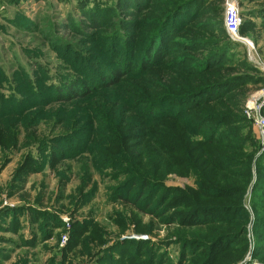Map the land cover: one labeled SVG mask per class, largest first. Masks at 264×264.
<instances>
[{
    "label": "rangeland",
    "instance_id": "rangeland-1",
    "mask_svg": "<svg viewBox=\"0 0 264 264\" xmlns=\"http://www.w3.org/2000/svg\"><path fill=\"white\" fill-rule=\"evenodd\" d=\"M81 1L0 0V111L4 109L3 97L17 104L12 107L14 112H0V119L20 116L11 122L12 144L0 146V264H204L208 248L196 252L194 240H201V244L209 247L218 233L239 230L242 233L237 239H226L211 248L217 255L207 264H264V194L251 197V188L259 173L257 165L264 168V160H257L264 147L252 120L245 115L251 99L263 102L261 113L264 115L263 81L256 85L230 84L194 100L155 107L160 111L181 108L187 112V121L206 116L209 110L226 114L227 123L220 125V130L235 126L236 138L222 137V141L229 142L226 147L216 144L210 148L215 157L220 154L227 159L236 157L237 162L245 161L240 167H224L227 175L220 171L207 174L198 166L202 177H197L180 153L177 166L170 162L160 165L155 160L158 145L152 141L153 134L151 139L145 136L142 140L136 139L144 135V129L138 127L135 133L127 135L139 126L137 119L128 123L121 134L128 138L131 148L128 155L118 158L121 168L124 162L128 163L127 174L113 175L119 162H110L108 158L123 154L112 147L121 139L116 127L122 121L116 119L118 122L109 123L97 114L113 112L118 116L127 111L132 117L129 105L117 109L112 104L96 107L90 101H83L84 98L41 105L47 96L62 97L60 90L71 88L85 93L108 84L105 82H114L117 76H135L142 67L154 70L156 83L163 81L161 76H167L168 81L174 76L167 68L178 75L187 72L198 76L204 70L215 72L217 76L210 74L205 78L209 84L227 77L256 74L252 71L261 72L264 77V12L260 11L264 9V0H236L244 16L242 22L246 14L253 13L247 19L251 25L242 23L243 30L248 29L249 33H239V39L232 37L223 25L227 0H196L176 14L169 29L158 36L151 59L145 63L141 57L143 44L159 25L162 13L157 14L161 5L166 3L163 7L168 8L174 2L171 9L184 0H127L124 4L120 2V6L118 0H87V9L92 8L89 12L95 20L76 12ZM15 9L34 20L28 30L18 28V23L10 20L14 13L19 14ZM218 10L220 19L211 15ZM38 26L45 37H41ZM114 32L126 38L119 53L122 51L127 57L132 55L131 51L136 53L135 69L126 76L121 75L129 63L112 66L108 55L111 42L107 39ZM227 39L235 44L206 60L202 67L199 62L202 56L219 45L225 46ZM92 63L97 66L91 67ZM118 68L120 72L115 74ZM146 80L147 76L141 77V84ZM23 82L27 89H16ZM141 84L135 85L141 87ZM101 97L105 96L98 98ZM207 99L220 101L203 105ZM143 108L145 105L138 107L139 115L144 120L151 119L152 115L143 114ZM25 112L33 113L21 116ZM208 118L211 121L204 125L202 133L218 128L224 120L219 116ZM0 130L5 139V128L0 126ZM196 138L200 140L201 133ZM24 160L26 163L22 165ZM247 167L252 174L250 183H246ZM152 171H158L154 173H159V177L152 176ZM133 172L144 176L149 183L137 201L139 206H148V212L117 200L116 196L126 194L128 189L135 199L139 194V189L135 193L137 181L129 188L123 186ZM228 172L239 174L232 177ZM208 175L214 176L213 179ZM155 179L161 185L155 187L152 184ZM202 179L214 180L212 185L217 187H230L226 188L230 193H225L230 196L197 198ZM166 199L177 207L170 211L160 207ZM195 202L202 206L222 205L230 211L199 217L212 218L209 221L196 218L184 222L181 213L192 210ZM253 202L259 204L256 209L252 207ZM186 219L189 218L186 216Z\"/></svg>",
    "mask_w": 264,
    "mask_h": 264
},
{
    "label": "trees",
    "instance_id": "trees-1",
    "mask_svg": "<svg viewBox=\"0 0 264 264\" xmlns=\"http://www.w3.org/2000/svg\"><path fill=\"white\" fill-rule=\"evenodd\" d=\"M56 1H60L61 3L64 1L68 2V0H56ZM86 1L87 0L81 1L77 5L75 10L80 16L95 20V18H93L89 12V11H92V8L89 7L87 9ZM125 1L127 0H118L119 6H120V2L124 4ZM195 1L196 0H184L178 4H175L171 9L169 8L174 4V2L168 8L163 7L166 3L161 5V10L157 14L160 16V14L162 13L161 17H159V25L156 31L153 32L149 36V38L145 40L143 44V51L141 53V57L144 63L148 62L151 59V56H150L152 53L151 51L153 49L155 42L157 41L158 36H160L162 33L166 32L169 29V24L175 19L174 17L176 16V14H178L183 8L191 5ZM17 7H19V4L17 5ZM263 10H260V11L264 12ZM15 11H19V10L15 9ZM18 13H19L18 15L14 13L13 18L10 20L12 22L18 23L19 25L18 28H21L23 30L25 29L28 30L34 23V20L33 19L31 20L30 18H28V16L25 15L21 11H19ZM211 15H216L220 19V16H219L220 10L212 12ZM252 15H253L252 12L251 13L249 12L248 14H246L244 18L245 20L242 23L243 24L248 23L251 25L252 23H250V21L247 19H249ZM243 17L241 14V18ZM156 19L157 18L155 17L154 20ZM242 23L240 25L239 33H241L242 35H246L249 33V30L248 29L243 30ZM38 27H39V33H41V37H45L44 33L40 31L41 26H38ZM38 27H37V30H38ZM130 29L133 30L132 28ZM117 34L118 32H114V34L109 36L108 37L109 39H107L111 42V47L109 48L108 55L110 57V61L113 63L112 66L114 64H115L114 66H117V65L120 66V64L125 61L129 63V67L125 69V72L121 75V76H126L128 73H131L135 69V67L133 66V61L136 58H133V56L136 55V53H133L131 51L130 54L132 53V55L130 57L125 56L122 51L121 53H119V48L126 44V38L117 36ZM175 34L176 33H173L172 35H175ZM49 38L50 37L48 36L46 40L47 43H49ZM101 40H103V38H101ZM91 41H97V40H91ZM226 41L227 43L225 44V46L219 45L214 50L208 52L207 54H204L202 56L203 60L201 59L199 61L201 63L200 65L202 67L205 66L206 60H208L209 58L217 57L223 51V49L225 51L226 49L230 48L231 46L235 44L233 42H229L228 39ZM255 42L257 43L256 38H255ZM174 43L175 41L172 42V44ZM183 47H186V46H183ZM164 57H167V56H164ZM96 66L97 64L92 63L91 67H96ZM123 68H124V65H123ZM99 69H102V68L99 67ZM119 69L120 68H118V71H115L114 73L118 74V72H120ZM144 69L145 68L142 67L141 68L142 71L138 72L135 76H129V77L126 76L124 78H120V76H117V80H115L114 82L112 83L105 82L108 84H103L100 87H96L94 89H88L85 93L74 92L71 88L60 90L59 93L63 95L62 97L50 98L47 96L45 100L41 103V105H45L47 103H50L51 101H56V100L57 101H71L72 99H76V98H84L83 101H86V102L90 101L89 102L90 105L93 104V105H96V107L97 106L102 107L104 104H112L117 109L119 107H122L123 105H129L130 108L128 111L132 113V117H129V115L127 114V111H122L121 114H119L118 116L113 114V112H111V114L109 115H106L105 113H98L97 116L101 117L103 121H107L109 123H113L116 121L118 122V120L122 121L121 125L116 127L118 136H121V134H124V132L126 131V125L128 123L132 122L133 119H137V121H139L140 123L139 126H137L136 128H132L131 131L128 132L127 135L131 133L132 134L135 133L134 131L138 127H141L142 129H144L143 131L144 135H139L136 137V139L142 140L144 136L151 139L150 135L152 136L153 134L154 136L152 138L153 139L152 141H154V143L158 145V149L156 148L155 160L160 165H167V163L170 162L172 163V165L177 166L178 162L180 161L178 160V153H180L182 158L186 160V162L189 164V168L192 169L196 173L197 177L198 176L202 177L201 173L196 168L198 166L203 171H205V173L208 172L207 174H210L213 171L215 172L220 171V172H224L225 175H227V173L223 171V169H225L227 165L231 167H240L244 165L245 161L237 162L236 157L231 158V156H228L230 157L229 158L230 160L220 154L218 155V157H215V153L212 150L213 148H210L212 145H216V144H223L224 147H226L229 142L225 140L222 141V137L229 138L230 140L236 138L237 129L235 126H233V128H228V130H220V125L227 123L225 122L226 121L225 119H227L226 114H218L219 111L215 112V110H209L206 116L200 115V116H197V118L189 117L191 118V121H187L186 119L187 112H185L181 108L169 107V108H165L164 110L160 111V110H156L155 107L156 105H159V104L164 105L170 102H172V104L175 105L185 100H194L195 97L197 96H200L202 94L209 93V92H214L217 89L223 88L226 85H230V84L239 83V85H245L248 82L249 84L256 85V84H259L260 81L264 82V77L261 72L252 71L253 73H256V74H246L245 76H239V77H227L226 79L218 83L209 84V82L205 81V78H208L210 74L217 76L215 72L204 70L203 72H201L202 74L198 76H194L187 72H183L181 73V75H178L176 72H173L174 70L171 71L169 68H167L166 71L168 73H174L173 74L174 76H171V80L168 81L169 78L167 76L162 77L160 75L161 76L160 78L163 81L162 82L159 81L158 83H156L153 80L155 77L153 76L154 70L150 69L147 71ZM108 73H111V72H108ZM148 74H152V76ZM144 76H147V80L145 82H142V83H145L144 85H142L140 78ZM134 79L138 83L141 84V87H137L135 85L137 84V82ZM151 79H152V82H151ZM194 79H197V80H194ZM232 79H233V82H230ZM24 86H25V82H23V84H19L16 89H22V88L27 89ZM129 89H132V90H129ZM148 89L151 90L150 94L148 93ZM101 95L105 97L98 98ZM204 101L205 102L203 103V105H208L211 102H216L220 100L207 99ZM141 105H145V108L142 109L143 114L145 116L152 115L151 119L144 120L139 115L140 110H137V109ZM16 106L17 104H15L12 99L8 97H3L4 109L1 110L0 112H4V111L6 113L14 112L12 107H16ZM31 113L33 112H28V113L25 112L24 115H21V116H30ZM208 116H211V117L219 116L221 119H224V120H222L219 123L218 128L216 127L209 128L208 131L202 133L201 131L204 125H206L207 123H209V121H211L210 118H208ZM18 117L20 116L13 117V118L9 116V117H5L4 119H0V126H3V128H5L6 130L5 139L2 137L3 133L0 130V146L5 147V146H9L10 144H12V140L14 138L13 137L14 128L11 126V122L13 121L14 118H18ZM200 117H204V118L201 119ZM238 119L239 118H237V120ZM244 120L248 124L251 123L246 117ZM200 133L202 135V138L199 140L196 138V136L197 134H200ZM123 136H121V139L119 140L118 143L115 142L114 145L112 146L113 149H115L117 153L122 151L123 154L121 155L118 154L114 158H111V157L108 158V161L110 162L112 161L119 162L118 164L119 167L115 166L116 172L112 173L113 175H117V173H120V172L123 173V175L127 174V172H125V169L128 163L124 162V166L123 168H121L120 166L121 162L118 161L119 157L128 155V150L131 149L129 142H128V138L126 137L123 138ZM140 147L142 146L141 145L137 146V148H140ZM258 157H259L257 159L258 161H263L264 151H263V154L259 155ZM26 161H28V159ZM104 162L106 163V160H104ZM25 163L26 162L24 160L22 165H24ZM257 167H258L259 173H258V178L256 182L253 184L251 188V197L253 196L256 197L257 194H264V185L262 184L264 183V178H263L264 168L261 167L259 164L257 165ZM182 169L185 170V168H182ZM154 172H158V171H152V176L154 174L155 177H159V173H154ZM245 173L247 174V177H248V180L246 183H250L252 174L250 172L249 167L245 169ZM134 174L136 173L133 172L128 175L126 179H130V180L124 183L123 186H125V189L129 188L131 186H134L136 184L135 181H137L138 188L135 189V193L136 191H138V189L140 190V192L136 196V199L134 197V193L130 194L131 189H128L126 194H120V195L117 194L118 195L116 196L117 200H120L123 203L130 202L138 206L141 211L148 212L147 211L148 206H145V207L139 206L137 205V201L141 199L142 189L148 188L149 183L146 181L144 176H137V174L136 175ZM228 174L232 177H237L239 172L237 173L228 172ZM210 177L211 176L208 175V178ZM213 177H211V179H213ZM201 182L203 183V185H201L199 190L196 191L197 198H200L201 200H210V199L230 196V195L225 194L228 191L230 193V190H226V188L229 189L230 187H217L218 185H212L214 180H211V181L208 180V182H205L204 179H202L200 183ZM152 184H155L154 186L157 187L161 185V182L155 179L152 181ZM244 190H246V188ZM236 192H240V191H236ZM221 193H223L224 196H221ZM163 197H165V194H163ZM198 203L199 202H195L193 204L192 210L181 213V218L184 222L185 221L191 222L196 218L200 219V221H209L212 218H199V217L202 215L210 214V213H225L226 211H230L226 207H223L222 205H203L202 206V204L200 203L198 204ZM171 205H174V204H172L171 201L168 202L166 199V201L163 204H161L160 207L162 208L167 207L166 211H170L174 209L175 207H177L176 205L175 206H171ZM257 205L259 204L255 205V203L253 202L252 204L253 209H256ZM258 208H261V207H258ZM234 210L240 211L243 209L236 208ZM152 211L154 212V210ZM182 216H185V217H182ZM186 216L189 219H186ZM173 219L174 218L169 217V220H173ZM226 223L227 224L229 223L228 220L226 221ZM241 233L242 231L240 232V230L236 233L220 232L215 236V238L211 242L210 244L211 247L201 244L200 243L201 240H194L195 243L193 245L197 244V246H195L196 252L201 251L202 249L208 248L207 258L203 262L204 264H207V263H210L212 259L217 255L215 252L212 253L213 249L211 248H214L213 247L214 245L222 243L226 239H237L238 237H240ZM182 245L183 247H187V246H184V245H187L186 243H183Z\"/></svg>",
    "mask_w": 264,
    "mask_h": 264
},
{
    "label": "built area",
    "instance_id": "built-area-1",
    "mask_svg": "<svg viewBox=\"0 0 264 264\" xmlns=\"http://www.w3.org/2000/svg\"><path fill=\"white\" fill-rule=\"evenodd\" d=\"M225 14L223 25L226 31L232 36L239 39V28L242 23L240 10L236 0H227L225 4ZM263 102L258 99H251L247 102L245 115L251 119L258 134V138L264 147V115L261 113Z\"/></svg>",
    "mask_w": 264,
    "mask_h": 264
}]
</instances>
